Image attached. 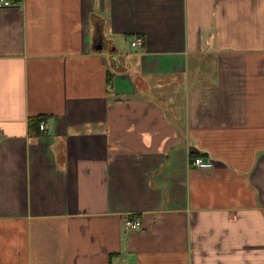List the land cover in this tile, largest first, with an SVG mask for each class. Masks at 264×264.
Returning a JSON list of instances; mask_svg holds the SVG:
<instances>
[{
	"label": "crops",
	"instance_id": "0c3cea01",
	"mask_svg": "<svg viewBox=\"0 0 264 264\" xmlns=\"http://www.w3.org/2000/svg\"><path fill=\"white\" fill-rule=\"evenodd\" d=\"M127 262L264 264V0L0 7V264Z\"/></svg>",
	"mask_w": 264,
	"mask_h": 264
},
{
	"label": "built area",
	"instance_id": "2783aa9c",
	"mask_svg": "<svg viewBox=\"0 0 264 264\" xmlns=\"http://www.w3.org/2000/svg\"><path fill=\"white\" fill-rule=\"evenodd\" d=\"M16 4L15 0H0V7H11ZM144 43V40L141 36L136 37L135 39L132 40L131 44L134 47L140 46ZM40 129L46 131L47 130V124L45 122H42L40 124ZM193 164H195L197 167L200 169H210L213 167V161L210 159H205L201 156L196 157L193 160ZM125 228L126 229H132V230H138L140 229L143 225L140 219L138 218H127L124 222ZM125 264H133L130 262H127Z\"/></svg>",
	"mask_w": 264,
	"mask_h": 264
},
{
	"label": "trees",
	"instance_id": "16d2710c",
	"mask_svg": "<svg viewBox=\"0 0 264 264\" xmlns=\"http://www.w3.org/2000/svg\"><path fill=\"white\" fill-rule=\"evenodd\" d=\"M113 78H114V73L109 72L108 73V78H107V84H108L109 90H110V88H112ZM46 118H47V116L46 115H42V114L30 117L29 118V130L32 132V130H34V129L35 130L40 129V124Z\"/></svg>",
	"mask_w": 264,
	"mask_h": 264
},
{
	"label": "rangeland",
	"instance_id": "374dc122",
	"mask_svg": "<svg viewBox=\"0 0 264 264\" xmlns=\"http://www.w3.org/2000/svg\"><path fill=\"white\" fill-rule=\"evenodd\" d=\"M116 67V65H113V67H111V68H115Z\"/></svg>",
	"mask_w": 264,
	"mask_h": 264
}]
</instances>
